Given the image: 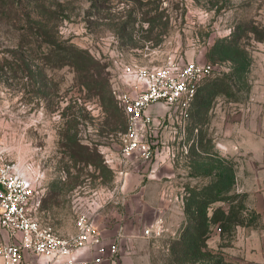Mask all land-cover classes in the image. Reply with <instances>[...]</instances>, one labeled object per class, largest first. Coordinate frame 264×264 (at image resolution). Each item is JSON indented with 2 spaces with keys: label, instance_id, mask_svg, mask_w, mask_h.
Instances as JSON below:
<instances>
[{
  "label": "rangeland",
  "instance_id": "1",
  "mask_svg": "<svg viewBox=\"0 0 264 264\" xmlns=\"http://www.w3.org/2000/svg\"><path fill=\"white\" fill-rule=\"evenodd\" d=\"M48 36L89 50L98 60L91 71L113 96L130 67H160L171 58L215 66L190 118L161 123L163 167L156 158L119 174L122 108L113 123L85 69L47 63ZM234 40L238 46H229ZM12 51H25L32 77L5 64ZM0 149L33 179L41 200L35 214L61 233L87 213L112 236L122 226L162 225L143 245L150 264H264V0H0ZM223 158L235 183L209 213L233 212L241 223L217 220L200 252L176 254L187 226L180 205L192 190L216 183ZM161 172L175 173L163 182L162 218L141 205L158 199L145 187Z\"/></svg>",
  "mask_w": 264,
  "mask_h": 264
},
{
  "label": "built area",
  "instance_id": "2",
  "mask_svg": "<svg viewBox=\"0 0 264 264\" xmlns=\"http://www.w3.org/2000/svg\"><path fill=\"white\" fill-rule=\"evenodd\" d=\"M214 70L211 62L173 58L160 67L128 68L127 78L113 88L127 121L119 136L120 175L158 158L161 123L174 116L189 119L199 88ZM40 205L26 168L0 149V229L8 237L0 245L3 264H29L28 254L37 264H97L121 253L123 226L110 241L91 216L82 213L75 220L76 231L62 234L35 214ZM144 234L158 237L162 230L152 225Z\"/></svg>",
  "mask_w": 264,
  "mask_h": 264
},
{
  "label": "trees",
  "instance_id": "3",
  "mask_svg": "<svg viewBox=\"0 0 264 264\" xmlns=\"http://www.w3.org/2000/svg\"><path fill=\"white\" fill-rule=\"evenodd\" d=\"M37 24L46 27L49 22H37ZM45 43L44 59L47 63L58 60L61 63L77 66L78 70L85 69L89 79L93 81L94 86L97 88L98 94L102 97L106 110H108V112L110 110L113 123H116L118 102L116 98L106 90V79H104L99 72L95 73L91 71L93 67L90 64L98 62V60L94 58L89 50L77 47L74 44H70L68 41L58 39L57 36H48ZM229 46H238V43L234 40V43ZM12 52L13 56L11 58L4 57L5 64L11 68L14 67L15 72L19 71L28 77H32L33 74L30 68V61L24 56L25 51H23V53L18 51L15 53L14 51ZM240 63L246 68L247 62L243 60ZM126 127L127 121L125 117V129ZM222 161H227V159L223 158V160H219V172L215 176L217 179L215 184L212 183L203 186L200 192L192 190V196L190 198L185 197L184 211L187 215V226L185 227L184 234L174 242V250L176 254H178V252L180 254L183 253L188 258L192 251H194V255L195 252H200L199 243L203 241L204 236H207L210 227L215 224L217 220L225 218L228 222H237L236 224L241 223L238 219V215L233 212L226 215L224 210L217 209L212 214L209 213L210 204L216 200L222 199L223 196H221V194L229 192L235 183V169L232 166H223ZM227 163L230 162L227 161ZM211 171L212 170H209V172ZM216 264L233 263L220 259Z\"/></svg>",
  "mask_w": 264,
  "mask_h": 264
},
{
  "label": "crops",
  "instance_id": "4",
  "mask_svg": "<svg viewBox=\"0 0 264 264\" xmlns=\"http://www.w3.org/2000/svg\"><path fill=\"white\" fill-rule=\"evenodd\" d=\"M165 161H166V157L164 154V150H159L157 166L162 165V167H163ZM151 176H152V179L146 184V187H145V195H146V193L148 194L150 188L154 187V189H156L158 191V193H157L158 199H156L155 203H150V201H145L144 203H141V205H145V206L148 205V206L152 207L156 212V217L162 218L163 213H164V209H162V207H163L164 199L166 197V191L164 190V188H162V186L164 184L163 182L164 181H166V182L171 181L172 178L175 177V173L167 174V173L161 172V173L153 174ZM146 188H148V190ZM178 195H179V193L176 196L177 198L180 197ZM184 206H185L184 204H183V207L180 205V208H182V212H183L182 214H184ZM154 226H156V225H154ZM159 226H162V225H159ZM145 228H147V227L145 226V227L141 228L138 226L135 229H131V228L126 229L124 237L120 242V245L122 247V251L118 255V257L114 260L107 259V260H104V261L97 263V264H150L149 256H148L145 248L143 247V245L145 244V242L148 241L149 238H157V237L146 236L144 234ZM102 229L104 230L108 240L112 241L114 239L115 234L112 236L107 231L108 229L107 230H106V228H102ZM75 231H76V226L74 225L73 231H71L69 233H62V234H70V233H73ZM163 231H164V228L162 227V233H163ZM6 240H8L7 234L0 229V245L3 242H5ZM80 257H82V255ZM27 260H28L29 264H37V261H36L37 258H35L31 254L27 255ZM39 260H40V262L44 261L43 259H39ZM0 264H3V260L1 257H0Z\"/></svg>",
  "mask_w": 264,
  "mask_h": 264
}]
</instances>
